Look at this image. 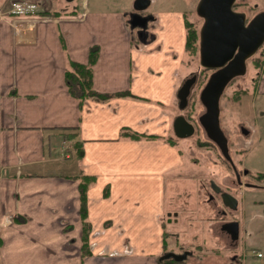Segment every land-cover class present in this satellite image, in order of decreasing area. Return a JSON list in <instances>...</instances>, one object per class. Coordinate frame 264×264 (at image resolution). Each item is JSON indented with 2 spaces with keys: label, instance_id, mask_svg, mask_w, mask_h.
<instances>
[{
  "label": "crops",
  "instance_id": "0c3cea01",
  "mask_svg": "<svg viewBox=\"0 0 264 264\" xmlns=\"http://www.w3.org/2000/svg\"><path fill=\"white\" fill-rule=\"evenodd\" d=\"M17 2L0 12V264H169L166 252L186 249L184 264H244L222 226L230 216L200 215L207 237L189 231V198L187 212L169 209L182 202L183 158L168 138L188 69L185 11H158L144 42L125 3L44 15ZM94 46L95 90L132 95L82 102L70 92L71 61L87 63ZM80 172L95 177L85 219Z\"/></svg>",
  "mask_w": 264,
  "mask_h": 264
},
{
  "label": "rangeland",
  "instance_id": "374dc122",
  "mask_svg": "<svg viewBox=\"0 0 264 264\" xmlns=\"http://www.w3.org/2000/svg\"><path fill=\"white\" fill-rule=\"evenodd\" d=\"M17 1H21L24 8L28 4L38 7L36 3H40L43 8L47 9V12L51 9L58 10L65 7L70 13H73L72 10L75 9L80 11L87 8L91 10L98 8L118 9L123 3L126 4L125 9H130L133 3V0H75L74 2H67L66 0H0V12L9 11L14 6H19ZM196 1L198 0H155V4L150 10L156 14L160 10L187 11L186 17L199 31L203 19L195 10ZM237 5L234 9L245 11L248 19L264 11V0H239ZM262 49H264V45L248 60L247 73L236 77L226 87L220 102L221 126L229 139L230 154L237 168L244 167L251 173L264 172V93L260 91L261 85L264 86V73L259 72L260 69L257 66ZM189 57L186 55V58ZM198 62L199 54L190 66L191 68L185 72L182 80L184 81L191 72L198 73V80L192 89L189 105L185 110H180L192 120L195 132L186 138H178L176 134L173 136L174 143L179 146L183 158L181 177L177 184L178 190L181 189L180 193H177V188L175 189L177 191L175 194L182 202L178 203L179 205L169 206V209L178 213L187 212L182 204H184L185 198H189L194 207L190 212L196 217L195 222L188 226L189 231L191 233L198 232L199 235L200 229L201 234L208 237L210 230L205 223L199 221L198 217L204 216L205 213L207 218L218 216L217 210L220 208L216 205L218 204L216 201H209V193L214 194L218 199L220 197L213 191L210 182L221 186L223 190L230 188L239 200V209L234 213L240 222L239 244L236 253L241 256L244 250L252 248L264 250V191L261 189L248 190L241 187L238 188L241 189V192H245V190L247 192L244 193L245 197L242 196L234 186L232 166L222 155L219 147L208 138L200 124L198 117L205 110L200 100V92L213 70L203 68ZM241 125L246 126L251 131L249 135L246 136L241 132ZM168 215L167 217H174L173 212ZM198 235H194V237ZM250 260L248 257L244 264H250Z\"/></svg>",
  "mask_w": 264,
  "mask_h": 264
},
{
  "label": "water",
  "instance_id": "95a60500",
  "mask_svg": "<svg viewBox=\"0 0 264 264\" xmlns=\"http://www.w3.org/2000/svg\"><path fill=\"white\" fill-rule=\"evenodd\" d=\"M140 1L142 0L135 1L136 9H139L137 3ZM235 2L236 0H199L196 7L197 14L203 19L199 30V62L203 68L213 70L200 92V100L205 110L198 120L208 138L233 165L229 139L221 126V97L233 79L247 73L248 60L264 45V11L257 13L248 21L246 12L234 9ZM133 15L140 14L133 13L131 18ZM129 24L131 29L140 28L142 31L147 27V22L139 24L132 19L129 20ZM197 80L198 73L194 72L185 78L178 89V107L181 111L188 107ZM173 128L179 138L189 137L195 132L194 124L183 113L175 118ZM212 188L221 194L226 205L237 207L238 201L235 196L222 191L214 182ZM224 227L234 239L239 237L238 221L226 222ZM189 255V251L180 254L168 252L161 259L172 258L181 263ZM233 259L235 260V257Z\"/></svg>",
  "mask_w": 264,
  "mask_h": 264
},
{
  "label": "trees",
  "instance_id": "16d2710c",
  "mask_svg": "<svg viewBox=\"0 0 264 264\" xmlns=\"http://www.w3.org/2000/svg\"><path fill=\"white\" fill-rule=\"evenodd\" d=\"M72 12H76V10H72ZM41 14L44 15H59L61 12L59 11H41ZM186 26H187V41H186V51L189 58H186L185 62L187 68H191L190 66L196 60V56L199 54V31L194 26L192 22L188 20L186 17ZM99 56V47L94 46L91 48L89 53V61L87 63H81L77 61H71L70 68L66 71V80L70 89V92L77 98H79L82 102L88 98H94L97 100H108L114 95L120 96H130L132 95L129 91L119 92L117 94H108V93H100L95 90L93 86V78L94 72L93 67L96 63ZM199 64V62H198ZM257 66L260 69L259 72L264 73V49L261 51V58L257 61ZM239 97V96H238ZM188 118V117H187ZM124 136L132 137V138H141V137H150V138H158L160 136L155 134H146L139 133L136 131H132L129 129H124ZM172 141L174 143L175 139L168 138V141ZM79 144V141L76 142V145ZM82 148H78V152L76 157L80 158L82 156ZM78 177L80 182V195H81V213L84 219L87 216V190L89 186L94 183L95 177L91 175H86L77 173L75 175ZM261 177H264V173H261ZM86 226H87V222ZM169 264H180L176 262L174 259H169Z\"/></svg>",
  "mask_w": 264,
  "mask_h": 264
},
{
  "label": "flooded vegetation",
  "instance_id": "af4514ba",
  "mask_svg": "<svg viewBox=\"0 0 264 264\" xmlns=\"http://www.w3.org/2000/svg\"><path fill=\"white\" fill-rule=\"evenodd\" d=\"M135 1L136 0H133L131 8L128 11L125 12L126 16H127V22H128V25H130L129 24V20L130 19H132L134 22L139 23V24H145V22H147V24H146L147 27H146V29L144 31H142L140 28L132 29V31H135V37H137L138 40L145 42V41H148V40H150V39L155 37V34L154 33H150V31H149L150 30V26L154 25L155 22L157 21V18H158L156 13L154 11L150 10L151 7L155 4V0H142V1H140L139 3H137V6L139 7V9L135 8ZM237 1H239V0H236L234 7H237L239 5V4L237 5ZM198 2H199V0L196 1V7H197ZM241 2H245V1H241ZM195 10H196V8H195ZM136 12H138L141 16L140 15H133L132 18H131V15L133 13H136ZM185 12L187 14V11H185ZM144 17H146V18H144ZM249 20L250 19H248V21ZM192 73H194V72H191V74ZM187 119L192 121L190 118H187ZM240 128H241V132L243 134H245L246 136L249 135L250 132H251L246 126H242L241 125ZM243 131H247V133H244ZM227 161L232 166V170L234 172L233 183H234V186H236L237 189L241 188V187L242 188L244 187L245 189H248V190L249 189H261V190L264 191V177H261V173H264V172L251 173L248 169H246L244 167L237 168L235 163L233 165L228 159H227ZM233 162H234V160H233ZM252 178H255V180H252ZM210 183H211V188H212V182H210ZM230 187H232V186H230ZM237 189H235V190H237ZM222 191L229 192L230 194H232L234 196V194H233V192L231 191L230 188L229 189L225 188L224 190L222 189ZM238 191L242 194V196L245 197L244 193H247L246 190H245V192H241V189H238ZM216 194L220 196L219 199L214 194L209 193V201H216L218 204H221V205L216 204L219 207L222 206V207L218 208V210H217V214L218 215H221L224 218H227L228 216L231 217L230 219L224 220V223L222 224V226H223V229L225 231H227V233H228L230 244L231 245L239 244V237L237 239H234L232 237L231 233L227 229H225V227H224V224L226 222H229V221H238L239 222V220L237 219L236 215L234 214L235 213L234 211H237L239 209V200L237 199V201H238L237 207L236 208H232V207H230L229 205H226L223 202V199H222V196H221L220 193H216ZM259 203H261V202H259ZM239 236H240V222H239ZM248 250H244L242 252V255L245 254ZM185 251H189L190 254L192 253L190 250H187V249L184 250L183 252H185ZM170 252H173V251H170ZM183 252H180V253H183ZM166 253H168V252H166ZM180 253H178V254H180ZM234 257H235V259L237 258L236 256H234ZM169 259H172V258H169Z\"/></svg>",
  "mask_w": 264,
  "mask_h": 264
},
{
  "label": "built area",
  "instance_id": "2783aa9c",
  "mask_svg": "<svg viewBox=\"0 0 264 264\" xmlns=\"http://www.w3.org/2000/svg\"><path fill=\"white\" fill-rule=\"evenodd\" d=\"M250 258V264H264V250L259 248L249 249L245 254L244 258Z\"/></svg>",
  "mask_w": 264,
  "mask_h": 264
},
{
  "label": "bare ground",
  "instance_id": "6f19581e",
  "mask_svg": "<svg viewBox=\"0 0 264 264\" xmlns=\"http://www.w3.org/2000/svg\"><path fill=\"white\" fill-rule=\"evenodd\" d=\"M222 218V217H221Z\"/></svg>",
  "mask_w": 264,
  "mask_h": 264
}]
</instances>
